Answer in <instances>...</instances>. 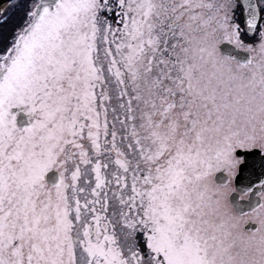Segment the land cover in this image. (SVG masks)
<instances>
[{
  "label": "snow or ice",
  "instance_id": "snow-or-ice-1",
  "mask_svg": "<svg viewBox=\"0 0 264 264\" xmlns=\"http://www.w3.org/2000/svg\"><path fill=\"white\" fill-rule=\"evenodd\" d=\"M0 264H264V0H0Z\"/></svg>",
  "mask_w": 264,
  "mask_h": 264
}]
</instances>
